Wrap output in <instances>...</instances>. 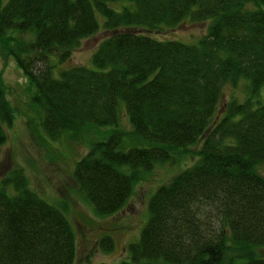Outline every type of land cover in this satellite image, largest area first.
Listing matches in <instances>:
<instances>
[{
    "label": "trees",
    "instance_id": "obj_1",
    "mask_svg": "<svg viewBox=\"0 0 264 264\" xmlns=\"http://www.w3.org/2000/svg\"><path fill=\"white\" fill-rule=\"evenodd\" d=\"M185 20L206 23L195 43L148 35ZM99 28L108 34L89 63L61 67ZM0 57L23 75L32 133L75 142L87 127L113 126L70 170L99 218L120 210L154 164L196 147L192 163L153 189L126 261L115 264H264L255 252L264 247L255 170L264 165V97L249 98L264 85V0H0ZM241 79L250 96L230 95L216 115L222 88L244 87ZM119 102L128 134L115 128ZM12 109L0 84V150ZM21 170L0 176V264H72L63 209L26 186ZM95 244L113 248L106 234Z\"/></svg>",
    "mask_w": 264,
    "mask_h": 264
},
{
    "label": "rangeland",
    "instance_id": "obj_2",
    "mask_svg": "<svg viewBox=\"0 0 264 264\" xmlns=\"http://www.w3.org/2000/svg\"><path fill=\"white\" fill-rule=\"evenodd\" d=\"M205 27V22L194 23L185 20L175 28L150 31L148 35L163 41L172 39L183 43H195V39L205 33ZM107 34V31L99 28L91 36L82 39L78 46L72 49L68 61L63 63L61 67L87 65L94 46ZM22 76V73L18 71L11 60L0 57V84L4 86V94L8 104L13 107V119H11L9 126L3 125L1 130L5 139L0 150V176L4 175L10 168H14L15 165L19 166L26 178V186L44 199L46 204L63 209V214L67 217L69 225L72 226L73 236H75V261L72 264H115L118 261H126L128 257L126 253L127 243H133L145 223L147 198L152 195L153 189L157 185L166 182L173 173L192 163V152L196 150V147L188 148V152H184L181 158L178 157L179 160L175 164H154L149 174L132 185L131 195L127 197L126 203L120 210L111 217L99 218L92 213L91 206L82 199L83 197L76 193V186L71 179L70 170L73 167V161L86 153L85 149H87L89 142H97L103 139L113 126L87 127L81 131L75 142L64 134L55 142L44 140L42 135L30 131L25 121L26 117L22 114L23 111L26 112L23 108L24 103H22L26 97L23 88L25 82H23ZM240 81L244 87L237 84L234 87L227 85L222 88L216 115L220 114L221 108H223L225 101L230 98V95L235 94L236 101L248 96V83L242 79ZM256 92L251 96L249 94V98L252 97L254 101L261 102L264 97V85ZM117 109V120L119 121L115 128L124 130L128 134L127 123L122 118L124 109H122L121 102L118 103ZM119 114L122 115L119 116ZM121 140V150L131 146L124 136ZM119 169L128 172L125 166H121ZM255 170L258 175L264 178L263 164ZM102 234L109 235L111 238L113 248L109 251L102 252L95 244L96 240L102 237ZM255 252L258 257H264V247H258Z\"/></svg>",
    "mask_w": 264,
    "mask_h": 264
}]
</instances>
